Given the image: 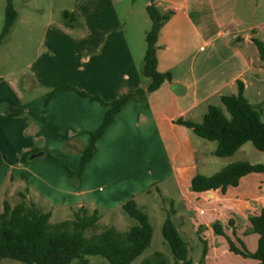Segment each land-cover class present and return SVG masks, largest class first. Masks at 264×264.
Returning <instances> with one entry per match:
<instances>
[{
	"label": "crops",
	"instance_id": "obj_1",
	"mask_svg": "<svg viewBox=\"0 0 264 264\" xmlns=\"http://www.w3.org/2000/svg\"><path fill=\"white\" fill-rule=\"evenodd\" d=\"M21 1L28 7L27 17L36 23L24 30L18 48L36 54L26 69L13 72L10 55L3 52L20 19L18 11L0 46L3 204L7 200L14 206L10 196L25 191L42 211L34 196L50 203L52 209L44 212L52 216L55 208L69 209L75 216L85 207L90 213L99 210L105 226H115L109 215L132 198L151 220L143 196L147 192L155 196L156 186L168 204L160 210L163 223L171 210L182 237L193 231L207 241L203 262L194 260L199 264L231 256L226 237L214 231V223L220 222L229 236L233 235L230 220L238 234L242 227L245 234H257L249 231L250 216L264 208V173L246 175L226 192L192 189L198 174L209 176L234 161H250L249 152L257 153L253 146L247 142L233 156L219 157L217 141L200 137L177 121L201 122L210 105L223 106L222 96L238 94L239 81L250 102L264 100V60L253 40L264 42V12L251 23L237 14L239 0H155L161 14L171 13L160 31L157 55L158 69L170 72L172 80L145 99H130L114 115L96 142L92 160L76 178L72 171L79 169L83 150L109 107L63 87H76L108 103L147 89L151 79L142 75L141 67L152 27L148 12L152 2ZM65 11L76 16L71 25L61 19ZM32 150L42 154L22 162L23 154Z\"/></svg>",
	"mask_w": 264,
	"mask_h": 264
},
{
	"label": "trees",
	"instance_id": "obj_2",
	"mask_svg": "<svg viewBox=\"0 0 264 264\" xmlns=\"http://www.w3.org/2000/svg\"><path fill=\"white\" fill-rule=\"evenodd\" d=\"M151 2L148 12L152 19V27L146 35L147 50L141 67L142 75L151 79L147 89L140 88L108 103L99 96L76 87H63L109 107L103 124L93 134L92 142L83 150L79 169L72 171L76 178L82 175L92 160L96 142L114 115L120 112L130 99H145L148 93L159 89L164 82L172 80L170 72H161L158 69L157 55L159 34L171 13L161 14L155 0ZM18 15L13 0H7L0 46L14 27ZM63 16L70 25L76 19L74 12L65 11ZM253 40L264 60V42L258 38ZM238 83V94L222 96L223 106L210 105L201 122L182 118L177 121L192 128L200 137L217 141L215 154L219 157L233 156L250 141L258 150L264 151V100L257 104L250 102L244 94V83L242 81ZM36 153H39V150L24 153L22 162L30 160ZM251 173H264V163H252L249 160L234 161L212 175H196L192 180V189L199 193L217 189L226 192L230 186H238L241 179ZM21 195L23 200L16 206L5 200L3 212L0 213V264L4 259L19 260L24 264H90L88 255H101L108 260V264H132L152 243L154 228L150 216L133 198L126 201L123 208L130 216L137 219L139 224L126 231H120L105 225L99 229V210L90 213L85 207L76 211L73 219L53 224L50 221L51 212H44L34 202L28 201L25 193ZM172 213L171 210L168 211L163 234L172 248L175 261L168 263L162 258V253L157 252L155 260L144 264H199L190 258L188 242L180 234L172 219ZM250 222L252 226L249 231L259 235V246L255 252L249 251L243 240L238 237L233 220H230L229 224L233 226V236L236 237V241L226 234L220 222L214 223L213 229L217 234L226 237L230 251L246 258L253 257L259 261L258 264H264V208L260 214L250 216ZM90 229H94L93 234L87 237L86 232ZM202 242H204L203 261L208 252V243L203 238Z\"/></svg>",
	"mask_w": 264,
	"mask_h": 264
},
{
	"label": "rangeland",
	"instance_id": "obj_3",
	"mask_svg": "<svg viewBox=\"0 0 264 264\" xmlns=\"http://www.w3.org/2000/svg\"><path fill=\"white\" fill-rule=\"evenodd\" d=\"M6 4L7 0H0V34L2 32V29L5 24V11H6ZM14 5L16 9L20 13V19L11 35L9 37L10 39L8 40L7 47H4L3 52H7V55H10V66L12 68L13 72H20L26 69V65L28 63H31L33 60L36 51L28 49L26 50H21L19 47L20 39L24 34L25 29H30V27L34 26L33 20H31L30 17H27L26 13H28V7L24 6L21 0H14ZM68 5V4H66ZM70 5V4H69ZM237 14L241 17L246 18L247 21L254 23L259 20L258 18H261L262 12H264V0H239L238 3V8H237ZM62 21L68 23L69 21H66V18H64L63 14L61 17ZM41 20V19H40ZM45 23L48 20H44ZM9 45V46H8ZM9 59V58H8ZM3 60L0 58V62ZM4 69L0 68V71H3ZM30 71V70H28ZM259 98H255L254 101H259ZM263 101V100H262ZM225 108V107H224ZM263 120H264V113H263ZM249 144H251L257 152L256 154H251L249 152V158L252 163H264V152L258 150L255 145L250 141ZM165 186V185H164ZM24 193L27 195V193L24 191ZM152 193H156L155 196L153 194L149 195V192H147L143 198L145 202H147V206L150 208V213H151V223L154 228V235L152 239V243L150 247H148L142 255H140L136 260L132 262V264H144L148 261H153L156 259L155 254L157 252L162 253V258L165 259L168 263H173L175 261V256L172 251V248L169 244V242L165 239L164 234H163V219L161 217V208L164 207L165 205H168L165 197L157 192L156 186L152 188ZM55 199L59 196H54ZM38 199L41 205L43 206L44 211H49L52 208L49 206V204H43L44 202L41 201L42 199L40 196H34V199ZM61 199V197L59 198ZM11 202L14 204V206L18 205L19 203L22 202L23 197L22 195L18 196L17 194H14L13 196H10ZM28 201L33 202L32 200L28 199ZM140 199V202L145 203ZM4 209V204L2 202V197L0 196V213L3 212ZM158 210V211H156ZM110 219L112 220V223L114 224L116 222V227L111 226L116 228L117 230L120 231H126L129 228H131L134 225H138L139 221L135 219L134 217L130 216L128 212H126L123 209H120L119 211L115 212L112 215H109ZM74 214L73 212H70L69 209H64V208H55L53 211V216L51 218V223L56 224L62 221H65L67 219H73ZM104 221L99 223V229H101L104 226ZM94 229H90L86 232V236L89 237L90 235L93 234ZM99 231V230H98ZM238 233V232H237ZM246 233V228L242 227L240 229V234H238V237H240L243 242L245 243L247 249L251 252L257 251L258 246H259V237L257 234H245ZM206 239L208 242L215 247V241L213 240V237L210 235V233L206 232ZM184 239L188 242L190 252L189 256L195 261H202L203 258V251H204V242H202L199 239V236L196 234V232L190 231L187 234H183ZM235 241L236 237L231 236ZM226 241V240H225ZM221 242V241H220ZM239 245V243H237ZM220 247V246H219ZM223 252L224 248H219V252ZM217 255V254H216ZM233 256V258H231ZM231 256H225L222 260L220 261H214L211 264H257V259L253 257H243L242 255L231 253ZM234 257L240 258L236 260ZM87 258L90 261V264H108V260L101 256V255H88ZM2 264H24L22 261L15 260V259H4L2 261Z\"/></svg>",
	"mask_w": 264,
	"mask_h": 264
},
{
	"label": "water",
	"instance_id": "obj_4",
	"mask_svg": "<svg viewBox=\"0 0 264 264\" xmlns=\"http://www.w3.org/2000/svg\"><path fill=\"white\" fill-rule=\"evenodd\" d=\"M42 153H40V154H34V155H32V158H34V157H36L37 155H41Z\"/></svg>",
	"mask_w": 264,
	"mask_h": 264
}]
</instances>
